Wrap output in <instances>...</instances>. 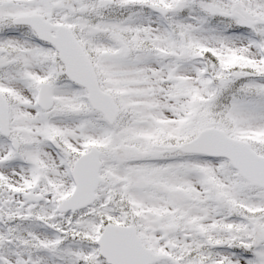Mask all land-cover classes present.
I'll return each instance as SVG.
<instances>
[{
    "label": "snow or ice",
    "instance_id": "snow-or-ice-1",
    "mask_svg": "<svg viewBox=\"0 0 264 264\" xmlns=\"http://www.w3.org/2000/svg\"><path fill=\"white\" fill-rule=\"evenodd\" d=\"M0 264H264V0H0Z\"/></svg>",
    "mask_w": 264,
    "mask_h": 264
}]
</instances>
